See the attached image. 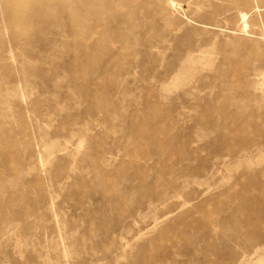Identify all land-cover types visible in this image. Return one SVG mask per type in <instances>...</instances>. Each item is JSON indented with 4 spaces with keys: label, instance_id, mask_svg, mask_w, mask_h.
I'll return each mask as SVG.
<instances>
[{
    "label": "rangeland",
    "instance_id": "obj_1",
    "mask_svg": "<svg viewBox=\"0 0 264 264\" xmlns=\"http://www.w3.org/2000/svg\"><path fill=\"white\" fill-rule=\"evenodd\" d=\"M116 1L25 11L0 43V264H264L260 204L223 210L261 191L264 141L233 122L264 124V0Z\"/></svg>",
    "mask_w": 264,
    "mask_h": 264
},
{
    "label": "bare ground",
    "instance_id": "obj_2",
    "mask_svg": "<svg viewBox=\"0 0 264 264\" xmlns=\"http://www.w3.org/2000/svg\"><path fill=\"white\" fill-rule=\"evenodd\" d=\"M56 1H59L60 3L59 5L62 9L70 10L71 7L69 6V4L72 1H80V0H18L14 2L12 6V10L10 12L4 13L1 11L0 12V38H1L0 43L6 42L8 43V46H10L12 45V43H15L18 40L24 39L25 38V28H23V24H22V16H24V12L25 11H37V10H49L51 7H53L52 3H57ZM103 1H105L107 5L110 4L112 6L114 2H117L116 0H103ZM178 1L179 0H141V1L136 0L133 2V0H121V4L127 7L128 15L130 13L133 14L134 11L136 10H141L145 15H152L156 10H160L164 8L165 6H173V5L176 6ZM29 2H34V3L32 5H27ZM242 6L245 7V2H242ZM57 7L58 6H56V8ZM248 19L249 21H251L252 19L251 14L248 15ZM70 20L73 21L74 19L71 18ZM75 31H76L75 34H78L81 40L91 39L90 37L87 36V34H81V31L79 30H75ZM88 34L91 35L90 33ZM14 75L17 80L16 71H14ZM197 121H199L198 123L202 122L200 120H197ZM226 121H227V118L225 117V122ZM233 125L237 129L236 132L240 134V135H237V142H242V138L243 139L249 138L250 145L256 143L259 140L264 141V124H262L261 121L256 122V123H251L249 114L246 117H243L241 121H239V116H237L233 122ZM4 135L5 134L0 133V137H5ZM222 137L226 142H231L230 139L226 138L224 135H222ZM149 138H155V136L151 135L149 136ZM220 142L221 141L219 139L215 138L214 143L210 142L208 146L215 147V145ZM135 143H138V141H136ZM83 144H84V141L82 139L78 140L76 149H79L80 147H82ZM0 149H1V143H0ZM151 169L153 172H155L156 166H152ZM137 174L140 175V173H137ZM242 175L244 177L243 182L246 185H249L253 188L257 187L258 189H261L260 194L257 197H254L248 193L243 194L244 192H237L233 196L230 197L228 203L224 206L223 210H225V208L230 203H235V206L241 205V201L242 199H244V200L251 201L252 203L253 202L259 203L260 206H258L259 209H257V211H260L261 213V211H264V167L256 169V170H252L250 172H243ZM215 198L205 199L199 204L200 205L199 207L201 208V206H203L204 204L208 202L218 205V201H216ZM238 209L239 211L241 210V208H238ZM199 211L200 210L199 209L197 210L196 208L193 210H189L184 215H182L181 220L183 221L186 216L196 214ZM232 214L233 213L231 211L224 212V216L222 219L217 218L218 225H221L222 227H227L230 222L229 217L231 218ZM244 221H245V225L249 226L250 219L247 218ZM196 222H199V221L196 220ZM248 233L252 234L253 231L248 230L246 234ZM202 238H203L202 241L204 242V246H208L209 241L207 237L203 236ZM197 252L200 253L199 248L197 249ZM210 257L211 256L207 255L208 261L211 260ZM204 260L207 261L206 258H204ZM146 264H149V262L147 261Z\"/></svg>",
    "mask_w": 264,
    "mask_h": 264
}]
</instances>
